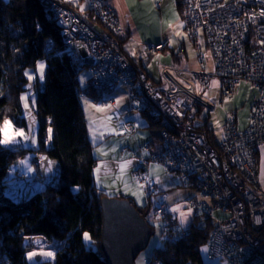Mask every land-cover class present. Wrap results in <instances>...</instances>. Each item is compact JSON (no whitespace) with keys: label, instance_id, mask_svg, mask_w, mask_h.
Masks as SVG:
<instances>
[{"label":"built area","instance_id":"1","mask_svg":"<svg viewBox=\"0 0 264 264\" xmlns=\"http://www.w3.org/2000/svg\"><path fill=\"white\" fill-rule=\"evenodd\" d=\"M39 1L60 27L63 42L79 48L77 62L90 72L92 89L109 94L122 83L131 108L161 123L162 150L145 159V164L162 165L182 186L211 199L212 206L189 202L197 216L211 217L219 208L230 213L213 228L207 260L264 264V189L257 159L264 144V0H182L185 30L199 51L202 68L191 71L162 65L158 82L123 54L118 41L122 27L105 0H85L96 21L59 0ZM98 25L113 35L102 33ZM164 48L161 43L151 50ZM214 81L221 82L223 97L232 96L242 83L259 92L249 127L240 131L237 121L229 118L224 139L216 145L197 125L200 110L215 107L203 95ZM94 102L103 107L116 104L112 97ZM144 166L135 177L156 199L159 193ZM157 204L155 214L162 219L167 204Z\"/></svg>","mask_w":264,"mask_h":264},{"label":"trees","instance_id":"2","mask_svg":"<svg viewBox=\"0 0 264 264\" xmlns=\"http://www.w3.org/2000/svg\"><path fill=\"white\" fill-rule=\"evenodd\" d=\"M176 4L183 14L182 0ZM89 16L94 19L91 12ZM98 26L102 33L113 35L107 27ZM69 47L39 0H0V129L8 119L25 125L21 96L31 83L26 72L44 60L45 81L41 88L39 83L34 85L37 152L45 154L60 170L45 189L16 201L7 192L8 172L28 150L0 143V264H29L27 254L36 246L26 239L37 236L44 237L45 245H53L55 250L51 260L34 264H106L101 248V202L108 195L95 183L97 160L80 103L81 94L92 97L95 91L90 79L84 89L81 87L80 75L87 68L78 64L76 52ZM49 127L52 138L47 148ZM198 130L216 145L214 133L206 125ZM137 210L152 231L151 202ZM200 218L196 216L194 221ZM162 221V246L153 250L149 264H212L206 255L215 226L210 218L205 227L193 222L189 229L181 228L170 213ZM85 234L90 237V246Z\"/></svg>","mask_w":264,"mask_h":264},{"label":"rangeland","instance_id":"3","mask_svg":"<svg viewBox=\"0 0 264 264\" xmlns=\"http://www.w3.org/2000/svg\"><path fill=\"white\" fill-rule=\"evenodd\" d=\"M69 1L75 6L83 3L80 9H83L86 6L84 4V0ZM125 1L128 7L129 29H124L120 33L119 38L126 39L129 36V41H127L124 45L125 50L128 51L130 57L136 62V64L143 63V65L148 69L147 72L154 82H158L160 79V70L162 65L177 66L173 63L172 58L177 59L179 57L176 53L181 48L182 42H185L189 56V60L187 59L186 55L181 57L183 62L187 61L189 64L186 67L183 65L182 68L191 71L201 70L202 66L198 61L199 51H197L195 45L189 41L190 39L182 29V25L178 26L177 24L175 27L171 26L170 21H172L173 16L178 15L180 17L178 10L172 7L166 12V14L162 15L164 7L167 5V3H172L175 0ZM159 3L161 4V7H159ZM69 7H73V5ZM172 34L174 35V38H170ZM163 36L170 38V40L167 41L169 45L168 48H170L168 51H173L175 53L174 55L171 54V56H166L165 58H161V54L153 53V51L149 50V48L154 47L158 42H161ZM69 48L71 52H76V54L80 56L78 47L70 46ZM41 65H43V68H41ZM46 68V62L41 60L37 63L36 67L26 72V76L28 78L31 77V79L29 78L31 83L28 86V90L21 96L22 118L25 120V125H16L11 120H6L11 122L10 127L6 130L7 135L14 137L15 142L2 144L5 147L11 149L14 147H21L28 150V153L15 162L8 172V186L11 187L12 190L10 191L7 189V192L8 195L16 201L26 200L33 194L45 189L47 184H49V181L53 179L55 175H57L59 170L55 163L52 161H46L50 159H48L45 154L37 152L39 149V123L36 116V94L34 85L39 83L38 85L40 88L42 87L45 81ZM89 78L90 72L86 69L80 75L81 86L85 87V83L87 80H89ZM221 88L222 85L220 81L212 82L209 90H207L203 95L213 98L216 105L211 111L200 110L201 112L197 116V123L199 125H206L208 130L213 131L214 140L217 144H220L224 139V127L229 118L237 121L238 129L240 131H244L249 127L252 105L259 97V92L254 90L248 83L239 84L235 88L233 95L230 97H222V95L220 96ZM111 96H114L112 98H115L114 100L117 101L118 107L121 109V111L125 109L128 110L130 100L127 90L123 85H118L117 88L111 93ZM25 98H27V100H25ZM81 99V102L86 101L92 106L93 104H98L91 102L92 100L90 98ZM26 102L28 105L27 108L25 107ZM97 108L98 115L96 117H101L102 120H93L91 131H99L103 128L110 129L115 118L108 116L104 119L102 117L105 115L103 111H106V109L110 108ZM133 114H136V112ZM117 117L118 120H121L119 115H117ZM3 128L4 123L1 129ZM19 131H23L24 135L15 136V133ZM1 136L3 140L5 138L4 132H1ZM51 138L52 129L49 127L47 148L51 147ZM146 169L148 170L149 179L153 181L158 188L159 195L156 197V201H154V199L152 200V197L145 189V186L138 183L135 176L131 186L125 190L124 188L113 189V187L104 190L108 197L123 200L128 199L130 201L132 200L133 204L138 209H143L149 204V202H151L150 214L153 215V217L150 215V218L152 219L150 224L153 228L152 237L148 247L139 254L135 264H149L153 255V250L156 247L162 246L161 234L163 218L161 219L160 216H155L154 210L158 205V201H165L163 198L164 193H167L168 195L171 194L170 198L167 197L166 199V202H168L167 204L171 202L172 198V205H180L183 207L180 217L178 218L179 220L175 217V215H172V219L176 221L183 229H189L193 222L196 226L203 228L206 225L207 218L211 219L212 224L217 225L219 221H222L230 216V213L226 212L222 208H219L214 211L211 217L203 215L195 222L194 218L197 215L194 210L189 207V202L194 200L197 202H204L209 206H212V200L203 197L196 189L192 187L182 186L180 179L175 174L168 172L162 165L158 163H151L149 167H146ZM168 206L167 211L170 213ZM184 219H186L185 227L182 226ZM86 241L90 246V239H86ZM26 242L28 244L32 243L36 246L34 251L27 254V261L29 264L49 261L53 258L55 247L53 245L47 247L45 245L46 239L44 237L37 236L27 238ZM48 253H52V255L49 256Z\"/></svg>","mask_w":264,"mask_h":264},{"label":"crops","instance_id":"4","mask_svg":"<svg viewBox=\"0 0 264 264\" xmlns=\"http://www.w3.org/2000/svg\"><path fill=\"white\" fill-rule=\"evenodd\" d=\"M59 1H63L66 4L73 5V7L79 13H83V14L90 13L88 9V5L85 0H84V4L86 6L83 9H80L83 3L75 6L69 0H59ZM105 2L109 7H111L116 12L119 18L121 27H122V31L124 29H129L128 27L129 26L128 25V7H127L126 1L125 0H105ZM159 7H161L160 3H159ZM172 7L178 10L181 18L178 15L173 16L172 21H170L171 26L175 27L177 24L178 26L182 25V29L186 33L185 25H184V16L182 14V11L178 9L176 0L173 1L172 3H169V4L167 3V5L164 7V11L162 12V15L166 14V12L169 11ZM128 37L126 39L119 38V41L121 43V50L123 54L131 61L132 64L144 69L146 73L148 74V76L150 77L149 73L147 72L148 69L143 65V63L136 64V62L130 57L128 51L125 50L124 45L127 41H129ZM171 37L174 38V35L172 34L170 38ZM170 38L163 36L162 41L158 42L156 45L165 43V48L162 51H153V53L161 54L162 55L161 58H165L166 56H171V54L174 55L175 53L173 51L172 52L168 51L170 50V48H168L169 45L167 41L170 40ZM181 44H182L181 48L176 53L177 56H179L180 58L179 57L177 59L172 58V61L174 64L177 65V66L173 65L174 67L183 69L182 68L183 65H185L186 67L189 64L187 63V61L183 62V59L181 57L183 55H186L187 59L189 60V56L187 53L188 50L185 45V42H182ZM171 47H172V44H171ZM151 48H149L150 51H152ZM183 70H187V69H183ZM80 84H81V80H80ZM81 87L84 89L86 87V83H85V87L83 86ZM111 93L107 94V93H102V92H95L91 95L92 97L81 94L80 103H81L83 112L85 114L86 120H87L88 136H89L91 143L94 146V157L97 160V166L94 170V178H95L96 185L100 189H103V190H106L107 188H112V187L113 189L124 188L125 190L129 186H131V184L133 183L135 172L140 167H143L144 165H147V166H144V168L149 167L150 164L149 165L145 164L144 162L145 159L150 158L152 155H155L162 150L161 141H160L161 125L158 120L151 119L150 116L133 110L131 108V104L129 105L128 110L125 109L121 111V109L118 107V103L116 100H115L116 101L115 106H108V107H103V106H100L99 104L97 105L93 104L92 106L90 103L86 101L81 102L82 100L81 98L83 99L90 98L92 100L91 102L95 103L94 102L95 98L98 99V98L114 97V96H111ZM221 95H222V92L220 93V96ZM206 98L209 102L216 105L213 98L211 97H206ZM97 107L110 108V109H106V111H103L105 115L102 116L104 119L107 118L108 116H110L111 118L113 117L115 118L114 123L110 129L103 128V129H100L99 131L98 130L91 131L93 120H99V121L102 120L101 117H98V118L96 117L98 115ZM213 109L214 108H212L211 110ZM211 110H207V111H211ZM135 112L138 115L133 114ZM117 115L120 116L121 120H118ZM257 159H258V168H259V173H260V185L261 187L264 188V144L261 146L258 152ZM46 161L50 162L51 160H46ZM56 166L59 168L57 164ZM59 171L60 170H58L57 175H55V177L49 181V184L51 183V181L56 179V177L59 175ZM146 177L150 183L155 185L158 191L156 184L149 179L148 170H147ZM170 196L171 194L167 195L168 198H170ZM166 199H164L165 202H166ZM156 200L157 199H154V201ZM161 202H164V201H161ZM167 203L168 202H166V204ZM167 206L169 208L168 210L171 213V215H175V217L178 219L180 217L181 210H183V207L180 205H172V198H171V202L167 204ZM185 223H186V219H184V223H182L183 227H185Z\"/></svg>","mask_w":264,"mask_h":264},{"label":"water","instance_id":"5","mask_svg":"<svg viewBox=\"0 0 264 264\" xmlns=\"http://www.w3.org/2000/svg\"><path fill=\"white\" fill-rule=\"evenodd\" d=\"M101 209V248L106 264H135L149 245L150 225L128 200L106 197Z\"/></svg>","mask_w":264,"mask_h":264},{"label":"snow or ice","instance_id":"6","mask_svg":"<svg viewBox=\"0 0 264 264\" xmlns=\"http://www.w3.org/2000/svg\"><path fill=\"white\" fill-rule=\"evenodd\" d=\"M41 68H43V65H41ZM31 79V77H29ZM25 100H27V98H25ZM25 107L27 108V102L25 103ZM11 122L10 121H5L4 122V128L0 129V132H4L5 138L3 140H0V143H4V144H9V143H13L15 142V138L14 137H10L7 135V129L10 127ZM24 133L23 131H19L17 133H15V136H23ZM183 215V214H182ZM85 239H90V237L87 236V234H85ZM49 256L52 255V253H48Z\"/></svg>","mask_w":264,"mask_h":264},{"label":"bare ground","instance_id":"7","mask_svg":"<svg viewBox=\"0 0 264 264\" xmlns=\"http://www.w3.org/2000/svg\"><path fill=\"white\" fill-rule=\"evenodd\" d=\"M148 77H149V76H148ZM149 79H150L151 81H153L150 77H149ZM118 84L122 85V83H118ZM124 87H125V86H124ZM116 88H117V86H116ZM116 88H115V89H116ZM115 89H114V90H115ZM114 90H113V91H114ZM129 100H130V98H129ZM150 118L153 119L152 117H150ZM197 124H198V123H197ZM202 126H203V125H199V124H198V127H202ZM160 139H161V138H160ZM147 161H149V160L147 159ZM8 188H9L10 190H12L11 187H8ZM261 188H263V187H261ZM263 189H264V188H263Z\"/></svg>","mask_w":264,"mask_h":264}]
</instances>
